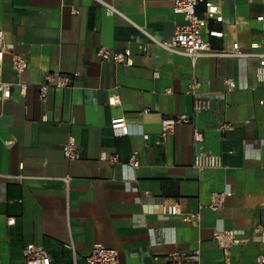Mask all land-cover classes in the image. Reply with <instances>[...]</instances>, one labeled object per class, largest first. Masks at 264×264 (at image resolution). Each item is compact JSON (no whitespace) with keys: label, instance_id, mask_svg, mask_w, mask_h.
<instances>
[{"label":"crops","instance_id":"1","mask_svg":"<svg viewBox=\"0 0 264 264\" xmlns=\"http://www.w3.org/2000/svg\"><path fill=\"white\" fill-rule=\"evenodd\" d=\"M209 1L222 14L221 22L208 23L223 32L205 36L212 48L238 43L242 54H264V19L257 20L264 16V0ZM204 11L198 3L197 14ZM182 23L171 0H0L4 42L28 63L19 78L8 54L0 63L4 80L28 84L25 95L13 85L11 97L0 101L1 264H23L27 244L45 249L51 264H87L95 243L115 249L116 264H159L154 256L161 260L194 248L202 264H254L264 255V233L252 231L264 228L259 58L192 62L155 43L171 38ZM101 47L126 52L127 63L97 60ZM48 72L76 75L41 100L36 86ZM191 78L200 81L212 106L194 116L186 92ZM225 79L235 87L227 90ZM112 94L115 105L108 103ZM180 114L192 122L161 140V120ZM221 123L232 127L222 133ZM194 128L201 141L193 139ZM68 136L79 159L63 156ZM199 151L220 155L222 166L195 169ZM133 152L136 168L127 164ZM113 154L118 162L100 160ZM227 190L231 194L212 209L213 194ZM172 202L181 213H197V224L165 213ZM217 229H234L243 240L227 256L213 239Z\"/></svg>","mask_w":264,"mask_h":264},{"label":"built area","instance_id":"2","mask_svg":"<svg viewBox=\"0 0 264 264\" xmlns=\"http://www.w3.org/2000/svg\"><path fill=\"white\" fill-rule=\"evenodd\" d=\"M172 10L175 14H181L183 17V23L176 27V30L171 38L165 41L155 42L164 50L173 54H179L187 56L192 62L201 57H237L245 58L250 55H255L259 58V65L257 67L256 75L264 82V54H242L238 51V43H233L229 50L226 49H214L205 36L222 37L223 32L217 29L208 27L210 20L215 22L222 21V14L218 4L209 0H171ZM202 2L205 7L204 15L199 16L196 12V6ZM102 3V2H101ZM108 10L113 11L111 6L104 4ZM76 13V11H75ZM264 19V16H258L257 20ZM9 55L10 66L19 78L23 72L27 69V60L21 55L15 53L12 50L11 44L4 42L3 31L0 28V63L4 61L5 55ZM127 53L111 51L105 47H101L95 53V57L99 61H109L114 64H126ZM76 75L65 73H52L48 72L44 75V82L38 84L37 93L38 97L43 100L46 96L49 88H65L70 85L72 77ZM154 78L158 77V73H153ZM16 85L21 95H25L28 89V84L18 79L12 83L2 78L0 74V101L8 100L11 97L12 86ZM224 85L227 90H231L235 87L234 82L229 79L224 80ZM187 94L191 96L193 101V116L200 114L204 111H208L212 108L209 100L205 97V94L201 90V83L196 78H191L187 86ZM118 102V96L112 94L108 97V103L115 105ZM116 121V120H115ZM192 122V118L185 114L176 115L171 118H163L160 122V138L165 140L167 137L172 136L175 128L179 124H188ZM118 122H113L115 128ZM232 124L221 123L217 129L220 132L231 129ZM126 134V130L123 131ZM203 138L202 132L198 129H193V139L195 141H201ZM63 156L67 160H76L80 158V152L76 146L75 140L72 136H68L66 142L62 145ZM108 159L111 163L118 162V156L113 154L108 157L100 156V160ZM132 168H136L139 165L136 152H133L127 162ZM192 166L197 170L204 169H218L222 166L221 157L218 154H212L210 152L199 151L197 152L192 161ZM68 186L70 181L69 176L62 178ZM148 193V192H147ZM231 192L229 190L218 192L213 194L211 207L215 209L223 203L226 196H229ZM165 213L169 215H180L182 220L188 223L197 224V213H181L179 204L172 202L163 207ZM13 219L8 220V223ZM254 234L264 233V228L255 226L253 228ZM213 239L216 241L219 248L225 252V256L228 255L229 250L243 240L239 238L238 232L234 229H217L213 232ZM117 251L113 248L104 246L101 243H95L92 246L89 254L85 257L87 264H116ZM23 264H51V258L49 253L34 244H27L22 249ZM75 255L73 252V262L75 263ZM154 262L160 261L159 264H202L200 258L199 248H194L191 251H173L164 256L161 260L159 256L153 257ZM1 264V259H0ZM254 264H264V255H258L255 257Z\"/></svg>","mask_w":264,"mask_h":264}]
</instances>
